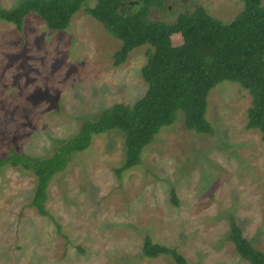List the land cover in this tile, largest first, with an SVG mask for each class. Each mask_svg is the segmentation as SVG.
<instances>
[{
    "label": "rangeland",
    "instance_id": "1",
    "mask_svg": "<svg viewBox=\"0 0 264 264\" xmlns=\"http://www.w3.org/2000/svg\"><path fill=\"white\" fill-rule=\"evenodd\" d=\"M20 1L0 0V7ZM197 5L229 21L243 2L163 0L150 16L170 22ZM120 45L84 8L60 30L35 12L22 29L0 20V158L12 146L34 160L50 157L78 131L82 117L96 118L115 102L132 104L143 96L149 45L136 46L116 66ZM251 99L237 82L217 83L206 108L213 133L188 129L179 109L143 149L140 164L120 176L115 169L125 158L124 133L94 134L51 179L50 216L29 205L35 174L3 166L0 264H177L170 255L145 257L146 235L177 248L187 264H249L226 237L233 216L264 251V142L258 129L246 126Z\"/></svg>",
    "mask_w": 264,
    "mask_h": 264
},
{
    "label": "trees",
    "instance_id": "2",
    "mask_svg": "<svg viewBox=\"0 0 264 264\" xmlns=\"http://www.w3.org/2000/svg\"><path fill=\"white\" fill-rule=\"evenodd\" d=\"M88 1L94 3L84 5ZM241 1L242 9L229 21L213 16L202 5L179 13L174 21L152 18L151 9L161 6L163 0H137L135 5L130 0H22L11 8L0 7V20L11 21L18 29L35 12L56 30L66 28L72 16L84 8L121 40L114 53L116 66L136 46L149 45L141 68L147 89L134 103L115 102L96 118L82 117L78 131L59 142L50 157L34 160L12 146L0 158V169L9 164L35 174L29 205L50 216L46 201L51 179L67 167L73 153L90 145L94 134L110 129L124 133L125 158L115 169L120 176L140 164L143 149L163 126L175 121L179 109L188 129L213 133L206 117L207 97L223 80L237 82L249 91L252 99L246 126L258 129L264 142V4L263 0ZM171 200L178 204L174 189ZM226 238L249 264H264V251L253 246L233 216ZM141 252L149 258L170 255L177 264H187L177 248L154 241L150 235L145 236Z\"/></svg>",
    "mask_w": 264,
    "mask_h": 264
}]
</instances>
